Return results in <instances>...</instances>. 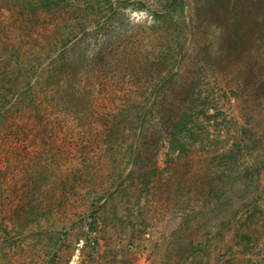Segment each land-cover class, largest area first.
Masks as SVG:
<instances>
[{
	"label": "rangeland",
	"instance_id": "374dc122",
	"mask_svg": "<svg viewBox=\"0 0 264 264\" xmlns=\"http://www.w3.org/2000/svg\"><path fill=\"white\" fill-rule=\"evenodd\" d=\"M4 99L0 264H264V0H0Z\"/></svg>",
	"mask_w": 264,
	"mask_h": 264
},
{
	"label": "trees",
	"instance_id": "16d2710c",
	"mask_svg": "<svg viewBox=\"0 0 264 264\" xmlns=\"http://www.w3.org/2000/svg\"><path fill=\"white\" fill-rule=\"evenodd\" d=\"M7 103H9V101H6V99H4V100L2 101V103H1V107H0V113L6 110V105H7ZM10 106H11V105H10ZM10 106H9V107H10Z\"/></svg>",
	"mask_w": 264,
	"mask_h": 264
}]
</instances>
